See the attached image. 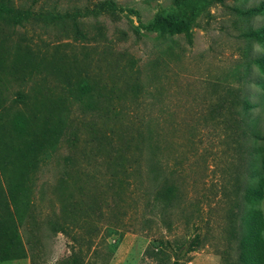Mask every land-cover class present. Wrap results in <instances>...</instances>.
<instances>
[{"label": "rangeland", "instance_id": "obj_1", "mask_svg": "<svg viewBox=\"0 0 264 264\" xmlns=\"http://www.w3.org/2000/svg\"><path fill=\"white\" fill-rule=\"evenodd\" d=\"M12 2L25 21L4 16L0 31L34 45L16 54L24 77H5V102L14 111L15 90H27L25 106L56 134L16 215L0 175V231L25 248L0 264H264V0ZM66 77L86 81L89 107L62 91ZM127 155L123 178L112 164ZM70 166L80 170L68 178ZM164 179L166 206L153 198ZM80 197L83 227L64 235L53 225Z\"/></svg>", "mask_w": 264, "mask_h": 264}, {"label": "trees", "instance_id": "obj_2", "mask_svg": "<svg viewBox=\"0 0 264 264\" xmlns=\"http://www.w3.org/2000/svg\"><path fill=\"white\" fill-rule=\"evenodd\" d=\"M20 13H18L17 8L13 5L12 0H0V20L6 17H12L13 21L22 27L26 18V14H24V18H18ZM35 16V14H31V17ZM37 15L35 19H37ZM33 19V17H32ZM75 22V21H74ZM1 23V22H0ZM35 23V22H33ZM161 25L165 29H169L170 31L178 32L184 29V26L181 23L174 22H161ZM1 26V25H0ZM73 30V38L81 39L84 38V33L82 30L76 25V22L72 25ZM1 41L5 42L9 47L4 51L0 52V175L7 187V193L9 195V199L13 205V209L15 215L17 214V206L16 202L18 201V197L20 191H26L25 181H27L36 168L37 164L40 161L41 154L44 152H48L49 148L53 145L52 137L54 134L53 128H50L48 124V118L45 116H39L33 111H29L27 106H25V101H27L28 93L27 90L24 91L22 89L15 90V99L19 100L18 107L14 109V111L9 110L8 103L5 102L6 96L4 95L7 91V87L5 86V77L11 76L13 81H18L21 77V68H17L14 64V61H17V53L20 51V48H24L26 50L33 49L29 39L25 38V40H20L17 45L11 46L10 39L11 36L6 31H0ZM22 46V47H21ZM10 49L12 51H10ZM35 59V58H34ZM31 72H28L30 74ZM65 76V75H64ZM20 78V79H19ZM16 79V80H15ZM66 85L62 88V91L69 94L73 98L76 96L77 99L83 104L85 107H89V103L85 100L86 92L89 89L86 81H78L77 83H73L67 77L65 78ZM41 94V91H37ZM85 97V98H84ZM59 104L62 106L63 100H59ZM57 116L54 126H59V130L61 128V123L63 121V116H67V114H61ZM58 130V133H60ZM59 135V134H58ZM106 138L107 141L110 140V137L102 136ZM102 139V138H101ZM152 136H143L141 132H139V138H137V149L140 152H149V149L152 146L153 140ZM66 141L71 145V138L68 136ZM66 142V143H67ZM109 144V142H107ZM138 151V152H139ZM123 153H120L122 155ZM127 156L120 157V162H115L114 169L117 168L119 171V175L123 178H126L130 172L127 173L128 167L130 168V161ZM148 161V160H146ZM129 165V166H128ZM18 167V170L13 172V169ZM67 176L69 178V172L79 171L80 169H72L71 166L67 168ZM72 172V173H73ZM84 173V176L87 177L88 173ZM25 186V187H24ZM24 187V188H23ZM80 190V188H79ZM81 194V192H80ZM171 194H174L173 187L168 185L167 180L164 179L160 187L157 189L156 197L153 196L154 199H161L166 206L167 201ZM82 195V194H81ZM78 201H67L63 203L61 210L63 214H61V222L55 223L53 227L57 229V231L61 232L64 235L68 234V229L71 227H83V217H77L76 211H79L80 208V200ZM153 199V200H154ZM83 208V207H82ZM72 209L74 212L72 213ZM61 211V212H62ZM19 215V214H18ZM82 216V215H81ZM86 222V220H85ZM166 247H169V243H164ZM199 244V236L198 233H194L192 238L187 242L186 250L192 251ZM153 254V261L158 258L160 251L156 250ZM25 254V248L20 240V237L17 233L11 232H2L0 231V260H10L23 257ZM66 264H72L75 262L74 257H68L62 261ZM177 260L173 259L170 264H176Z\"/></svg>", "mask_w": 264, "mask_h": 264}, {"label": "water", "instance_id": "obj_3", "mask_svg": "<svg viewBox=\"0 0 264 264\" xmlns=\"http://www.w3.org/2000/svg\"><path fill=\"white\" fill-rule=\"evenodd\" d=\"M185 251H186V248H183L180 254L181 255L184 254Z\"/></svg>", "mask_w": 264, "mask_h": 264}]
</instances>
